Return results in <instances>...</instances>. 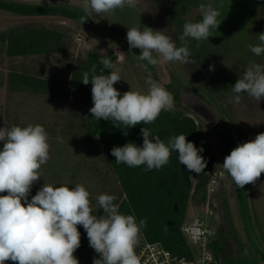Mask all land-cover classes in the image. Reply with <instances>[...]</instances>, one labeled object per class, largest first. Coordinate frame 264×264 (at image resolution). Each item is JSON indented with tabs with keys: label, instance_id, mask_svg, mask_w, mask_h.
<instances>
[{
	"label": "rangeland",
	"instance_id": "obj_1",
	"mask_svg": "<svg viewBox=\"0 0 264 264\" xmlns=\"http://www.w3.org/2000/svg\"><path fill=\"white\" fill-rule=\"evenodd\" d=\"M4 1L67 6L83 11L81 0ZM202 3L210 4L219 10L218 20L221 24L217 30H212L209 41L198 42L188 39L190 59L194 61L193 63L168 64L185 83L205 94L223 111L235 130L239 143H244L264 132V101L258 102L247 94H241L240 103L235 104L232 102L235 94L231 89L236 80L243 75L246 66L264 65V53L257 56L249 48L250 44L259 45L257 35L264 33V0H137L135 8L125 7L110 14H93L97 18L88 26L57 17L16 18L0 11V32L11 29L26 31L47 28L60 31L68 38L61 52L49 55L9 57L0 48V127L13 125L24 127L31 123L42 125L46 129L51 147L50 159L41 169V178L45 183L56 187L66 184L70 188L76 184L84 185L91 194L94 214L97 215L103 214L97 206V197L100 194L115 195L116 203L121 194L119 184L105 158L88 152L83 135L84 111L78 97L52 98L33 93L9 92L7 89L9 73L24 72L72 86L77 66L91 52H97L101 58H117L112 64L111 71H117L122 78L115 84L121 95L131 89L146 93L148 90L146 78L149 73L120 38L101 26H105V22L109 21L126 32L127 28L145 26L153 30H164L177 46H181L179 37L183 25L202 19L199 10ZM210 65H214V70L210 71ZM155 67L159 73H163L160 64ZM200 132L205 147L218 165L212 173H218L221 181L225 176L228 177L226 173L222 175L221 165L224 161L222 146L206 124H201ZM58 137L62 138V143ZM2 147L3 142H0V149ZM228 184L232 186L230 180ZM249 188L257 232L264 244V174L254 184H249ZM215 193L216 191L209 194L208 191L206 201L200 205L192 203L187 221L198 216L212 227H219L222 241L226 237L231 240L232 254L238 260H242L244 264H257L258 257L254 255L245 236L236 196L231 187L228 189L225 187L223 193L226 206L224 216L227 218L223 226L221 224L223 216L219 210L218 200H215ZM209 250L214 258L211 249Z\"/></svg>",
	"mask_w": 264,
	"mask_h": 264
},
{
	"label": "clouds",
	"instance_id": "obj_2",
	"mask_svg": "<svg viewBox=\"0 0 264 264\" xmlns=\"http://www.w3.org/2000/svg\"><path fill=\"white\" fill-rule=\"evenodd\" d=\"M81 6L87 17H81L84 23L93 14L135 8L137 0H81ZM199 10L201 20L184 23L179 37L181 46H177L164 30L145 26L127 28L129 50L139 49L137 59L147 61L148 65L193 63L188 39L209 41L212 30H217L221 24L219 10L210 4H200ZM257 36L260 44H250L249 48L260 56L264 53V33ZM100 63L102 74H95L96 66L93 65L91 78L89 72H84L81 80L84 85H92L93 106L89 112L96 120L132 128L154 123L162 111L174 110L172 93L153 80L150 73L146 78V93L131 89L121 95L114 85L122 78L117 71H111V60L101 58ZM209 69L214 70V65ZM105 70H109L108 74ZM231 91L235 94L232 100L235 104L240 103L241 94L264 101V65L246 66ZM141 135L142 146L129 142L111 149L117 164L146 165L148 171L159 170L169 163L173 153H178V162L189 173L200 175L204 172L207 162L200 155L204 148H197L186 135L172 136L165 142L147 127L141 128ZM49 139L48 132L39 124L0 127V142H3L0 193H6L0 195V264L9 261L11 264H79L74 255L81 246L78 226L83 227L89 246L98 255L93 264H140L135 246L146 218L137 222L134 215L122 214L115 195L105 193L97 197L102 215L94 214L91 194L82 184L70 188L66 184L56 187L44 182L29 200L33 185L41 179L42 166L50 159ZM57 139L63 142L62 138ZM221 167L222 175L230 176L235 187L243 189L254 184L264 174V132L233 148Z\"/></svg>",
	"mask_w": 264,
	"mask_h": 264
},
{
	"label": "trees",
	"instance_id": "obj_3",
	"mask_svg": "<svg viewBox=\"0 0 264 264\" xmlns=\"http://www.w3.org/2000/svg\"><path fill=\"white\" fill-rule=\"evenodd\" d=\"M11 16L24 18L13 14ZM73 22L81 24L76 21ZM82 24L88 26V24ZM101 28L105 29V26L102 25ZM67 41L68 38L64 33L47 28L26 31L11 29L0 32V48L9 57L55 54L61 52ZM109 59L113 64L117 58L111 57ZM100 61L101 57L98 53L91 52L77 66L72 86L62 85L37 75L13 71L9 73L7 89L12 93H33L47 95L52 98L77 96L84 111L83 135L88 152L105 158L119 184L121 191L120 199L117 202L119 211L122 214L134 215L137 222L146 218V225L140 230L138 243H160L174 255L192 259L194 252L183 232V227L188 220L190 205L192 203L200 205L206 201L212 172L218 167L201 138V124L206 123L175 102L173 111H162L154 123L147 125L141 124L126 128L122 124H118L116 127L111 121L96 120L89 112V109L93 106L91 99L92 85L91 83L84 85L81 80L84 72H89L91 78L90 69L93 65L96 66L95 74H102L103 65ZM160 65L163 73L159 74L162 80L166 81L171 66L168 63H161ZM108 71L105 70V74H108ZM114 87L117 89L116 85ZM142 127L151 129L153 135H158L165 142L172 136L184 134L187 136V140L193 142L197 148L203 147L204 151L200 155L207 162L204 172L200 175L189 173L186 167L178 162V153H173L169 163L159 170L148 171L146 165L129 167L126 164H117L115 157L111 155V149L114 146L122 147L129 142L142 146ZM96 136H99V138H96ZM236 138L238 144H240L237 135ZM228 177L225 176L221 179L215 193V200H218L219 210L223 216L222 226L227 220L224 216L226 206L223 201L225 187L227 189L231 187L233 194H235L233 181L230 176ZM228 180L231 181L232 186L228 184ZM44 182L45 180L41 178L33 185L29 200L43 186ZM5 194L0 193V195ZM218 229L219 227H212L213 234L209 244L214 256L213 264H244L242 260H238L232 254L233 245L231 240L226 237L222 241ZM78 230L81 234V246L74 255L79 260V264H93L96 253L89 246L87 234L83 227L78 226ZM257 261V264H263L258 258ZM6 264H11V262H6Z\"/></svg>",
	"mask_w": 264,
	"mask_h": 264
},
{
	"label": "water",
	"instance_id": "obj_4",
	"mask_svg": "<svg viewBox=\"0 0 264 264\" xmlns=\"http://www.w3.org/2000/svg\"><path fill=\"white\" fill-rule=\"evenodd\" d=\"M0 11L21 17H57L81 23V17H86L84 11L67 6L33 5L4 0H0ZM94 18H97V16L92 15L84 23L90 24ZM105 27L112 35L120 38L129 49L125 30L109 21L105 22ZM130 51L136 58L140 55L139 49H131ZM139 61L155 81L172 93L175 103L201 118L210 127L222 146L224 156L230 154L231 150L238 145V141L223 111L205 94L185 83L175 71L169 69L168 80L163 81L155 66L148 65L147 61ZM234 190L245 236L256 256L264 264V244L257 232L252 213L249 184L243 189L234 185Z\"/></svg>",
	"mask_w": 264,
	"mask_h": 264
},
{
	"label": "built area",
	"instance_id": "obj_5",
	"mask_svg": "<svg viewBox=\"0 0 264 264\" xmlns=\"http://www.w3.org/2000/svg\"><path fill=\"white\" fill-rule=\"evenodd\" d=\"M220 177L216 172L212 175L208 189L209 194L218 188ZM183 232L193 249L194 257L192 259L176 256L160 243L137 242L135 253L140 264H213L214 258L209 250V241L213 234L212 226L197 216L193 220L187 221L183 227ZM95 258H98L97 254H95Z\"/></svg>",
	"mask_w": 264,
	"mask_h": 264
},
{
	"label": "flooded vegetation",
	"instance_id": "obj_6",
	"mask_svg": "<svg viewBox=\"0 0 264 264\" xmlns=\"http://www.w3.org/2000/svg\"><path fill=\"white\" fill-rule=\"evenodd\" d=\"M216 1V0H215Z\"/></svg>",
	"mask_w": 264,
	"mask_h": 264
}]
</instances>
